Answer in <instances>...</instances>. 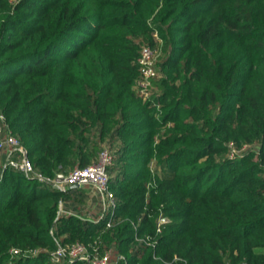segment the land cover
<instances>
[{"label":"trees","instance_id":"1","mask_svg":"<svg viewBox=\"0 0 264 264\" xmlns=\"http://www.w3.org/2000/svg\"><path fill=\"white\" fill-rule=\"evenodd\" d=\"M0 112L47 176L115 145L117 199L107 227L83 187L5 165L0 264H87L50 260L74 241L110 264H264V0H0Z\"/></svg>","mask_w":264,"mask_h":264},{"label":"built area","instance_id":"2","mask_svg":"<svg viewBox=\"0 0 264 264\" xmlns=\"http://www.w3.org/2000/svg\"><path fill=\"white\" fill-rule=\"evenodd\" d=\"M157 51L154 47L144 44L140 48L137 58L140 79L137 83L139 92L145 97L151 85V79L159 76L157 69ZM231 146L232 143H230ZM248 147L242 145L233 152H240ZM6 153L5 165L12 167L26 175L37 178L58 188L66 189L74 184L83 187L90 197H97L101 211L99 217L106 218V226L112 225L116 218L117 199L114 191L110 187V174L108 166L111 164L114 153L112 149L105 145L99 151L97 157L85 166L76 165L69 171H58L54 176H47L37 170L28 156L27 148L11 132L5 115L0 112V153ZM166 221L165 217H160L157 223V232L161 229V223ZM147 244H155L154 240H149V236L142 238ZM41 249L28 250L29 253L36 254ZM13 253H18V248L12 249ZM112 249L106 248L102 253H98L96 248L90 251L88 245L83 241H74L58 245L50 251V260L59 262L61 260H83L87 264H110ZM118 259L122 256H118Z\"/></svg>","mask_w":264,"mask_h":264},{"label":"crops","instance_id":"3","mask_svg":"<svg viewBox=\"0 0 264 264\" xmlns=\"http://www.w3.org/2000/svg\"><path fill=\"white\" fill-rule=\"evenodd\" d=\"M6 158H7V154L2 152L0 153V175H1V172L3 170V168L5 167V161H6ZM85 193H86V190H85ZM86 204L84 205V211H86L87 213H89L88 215L91 216H98L100 214V211H101V207L99 205V202H98V199L97 201L95 202L93 197H90L88 196V194L86 193ZM97 198V197H95ZM98 202V206L99 207H95V205L97 204ZM60 207H61V203H60ZM61 210V208L59 209Z\"/></svg>","mask_w":264,"mask_h":264},{"label":"rangeland","instance_id":"4","mask_svg":"<svg viewBox=\"0 0 264 264\" xmlns=\"http://www.w3.org/2000/svg\"><path fill=\"white\" fill-rule=\"evenodd\" d=\"M160 43L161 42H158L156 45H155V49H156V51H157V54L158 55H160V57L163 55V52L161 51V49H160ZM139 79H140V76H138V78H137V82L136 83H138V81H139ZM136 89H137V91H139L138 90V85L136 86ZM105 145H108L107 144V142H106V144ZM109 146V145H108ZM114 148H115V145H114V147H112L111 149H113L114 150ZM89 196V195H88ZM93 199H94V201L96 202L97 201V198H95V196L93 197ZM95 207H99L98 206V202H97V204L95 205ZM61 207H59V209H60ZM109 247H111V246H109ZM30 250H32V249H34V248H29Z\"/></svg>","mask_w":264,"mask_h":264},{"label":"water","instance_id":"5","mask_svg":"<svg viewBox=\"0 0 264 264\" xmlns=\"http://www.w3.org/2000/svg\"><path fill=\"white\" fill-rule=\"evenodd\" d=\"M72 186H78V184H74V185H72Z\"/></svg>","mask_w":264,"mask_h":264}]
</instances>
